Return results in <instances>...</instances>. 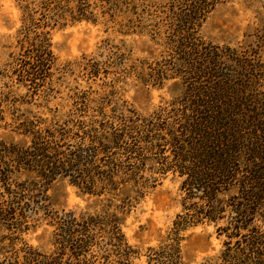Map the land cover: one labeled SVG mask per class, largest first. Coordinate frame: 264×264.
Masks as SVG:
<instances>
[{
    "label": "trees",
    "instance_id": "obj_1",
    "mask_svg": "<svg viewBox=\"0 0 264 264\" xmlns=\"http://www.w3.org/2000/svg\"><path fill=\"white\" fill-rule=\"evenodd\" d=\"M137 1L16 0L21 15L18 50L8 55L4 76L32 95L47 93L56 66L49 31L67 21L89 19L99 5L106 6L111 18ZM209 1L186 0L178 12L170 9L175 23L167 30L180 40L175 73L198 79L191 77L195 81L181 96L174 115L181 119L165 123L167 127L159 126L166 120L165 108L149 119L133 111L113 114L110 122L84 119L93 110V100L77 92L67 118L79 116L74 134L81 142L64 154L49 138L57 139L58 133V140H64L68 130L55 123L40 127V122L17 115L5 121L3 103L10 106L12 101L8 91L0 92L4 128L28 138L26 147L0 138V264H132L140 249L124 239L121 216L167 173L181 178V210L171 233L145 248L148 264H183L179 232L204 223L213 224L224 237L221 264H264V92L246 87L259 79L260 70L239 66V75L247 81L236 83L237 66L223 73L218 69L224 66L222 57L214 51L203 53L198 43L190 42ZM118 57H107L105 66L103 61L87 62L88 77L105 73L107 78L124 68V58ZM150 76L152 86H161L170 75L156 70ZM108 102L95 106L100 117L107 114ZM165 145L172 148L170 159L162 155ZM21 174L27 178L18 180ZM56 175L68 177L81 194L94 197L100 209L78 214L52 209L46 190ZM43 225L49 228L42 229L48 243L34 246L28 236Z\"/></svg>",
    "mask_w": 264,
    "mask_h": 264
},
{
    "label": "rangeland",
    "instance_id": "obj_2",
    "mask_svg": "<svg viewBox=\"0 0 264 264\" xmlns=\"http://www.w3.org/2000/svg\"><path fill=\"white\" fill-rule=\"evenodd\" d=\"M185 1L140 0L137 1V6L126 7L123 12L116 11L111 18L108 17L106 6L99 5L89 19L67 21L54 26L49 31L51 50L56 59L51 87L47 93L32 95L30 90L4 76L6 63L10 60L8 55L18 50L16 33L21 25V15L16 7V0H0V92L8 91L9 101H12L10 106L6 104L8 101L3 103L4 120L10 122V116L17 115L40 122V127L58 124L69 132L64 140H58V133L57 139L49 140L56 141L61 146L59 151L64 154L73 151L81 142L77 134H74L78 132L79 116L67 118L77 92L93 100V110L88 111L84 118L87 120L90 117L97 122H110L114 121L113 114L125 115L132 111L149 119V115L165 108L168 111L162 114L166 115V120L159 121L161 128L167 127L165 123L170 121H179L180 116L174 115L181 108V96L188 90V83L195 81L190 78L198 79L196 75L186 78L175 73L180 61V48L176 42L180 40L171 35L170 29L167 30L175 23V14L170 9L178 12ZM191 1L193 0H187ZM208 3L211 5L190 42L198 43V50L203 53L214 51L222 57L224 66H219L218 69L231 70L237 66L238 75L233 76L236 83L247 81L239 75V66L248 64L250 67H258L259 79L247 83L246 87L254 92H264V0H210ZM138 19H141L140 23ZM122 22L129 23L123 27ZM115 54L120 56L119 59L124 58V68L107 74V78L105 73H100L96 78L88 77L84 66L87 62L103 61L105 66L107 57ZM108 65L112 64L108 62ZM156 70H163L164 75H170L163 80L161 86H152L150 82V75ZM142 79L149 81L143 84ZM196 81L200 86L205 84L204 81ZM47 86L49 85L45 88ZM107 100L110 101L106 107L108 115L100 117L94 111L95 106ZM87 124L90 121L84 123L85 126ZM9 129L4 128L3 121H0L1 139L21 147L28 145V138ZM87 143L88 141L85 142ZM171 149L165 145L162 155L170 159ZM26 178L21 174L18 180ZM68 179L66 176L56 175L48 184L46 194L52 209L73 211L76 214L100 209L94 197L81 194ZM180 183V177L167 173L153 188L148 189V193L133 209L121 216L120 229L124 239L128 245L140 249L132 264H148L143 255L145 248L158 244L164 236L171 233L173 221L181 210ZM43 228L48 227L43 225L28 236L34 246L43 247L48 243V233L43 234ZM179 234L182 237L180 246L183 264H221L224 237L217 235L213 224L197 225L180 231Z\"/></svg>",
    "mask_w": 264,
    "mask_h": 264
}]
</instances>
